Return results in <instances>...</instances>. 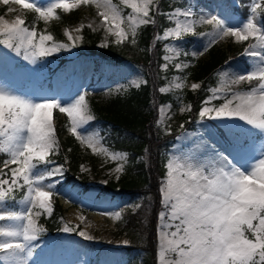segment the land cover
Returning a JSON list of instances; mask_svg holds the SVG:
<instances>
[{
    "label": "snow or ice",
    "instance_id": "6c2138e0",
    "mask_svg": "<svg viewBox=\"0 0 264 264\" xmlns=\"http://www.w3.org/2000/svg\"><path fill=\"white\" fill-rule=\"evenodd\" d=\"M0 2L22 5L45 21L59 19L57 9L69 12L81 4L95 3L103 9L99 15L106 33L115 36L117 46L125 41L136 44V29L140 25H157L158 17L163 16L174 26L165 27L163 34H157L155 39L167 41L171 38L176 45H163L165 54L161 57L164 61L161 67L164 70L169 67L167 52L170 49L177 57L187 55L180 44L185 36L197 34L198 24H214V32L200 33L211 36L209 44L227 36L235 37L237 41L252 38L255 43L249 44L242 53L252 59V68L234 73L226 62L218 73L220 86L209 88L210 96L203 103L207 105L218 99L224 102L215 108L202 106L199 117H236L264 133V19L258 18L257 14L258 9H264V0H252L248 5L251 14L238 27H230L221 16L199 14L192 7L178 6L172 11H164L159 0H120V4L113 0H56L46 7H41L35 0L31 3L27 0ZM121 5L131 11L125 14ZM8 11L14 9L8 8ZM25 25L26 21L19 15L12 21L0 16L2 42L17 54L23 49L24 59L31 64H37L54 52L69 49L68 44L56 42L52 34L38 33L35 25ZM66 35L75 47L72 34ZM100 46L107 47L108 44L104 42ZM173 66L180 70L186 65L181 62ZM176 79L183 81L184 78ZM241 83L249 85L247 90L236 87ZM131 84L137 88L141 86L136 81ZM182 86V83L175 84L177 89ZM191 87L199 89L200 84ZM159 91L163 93L166 89L161 87ZM41 99L39 102L0 87V137H3L0 153L7 156L0 161V261L3 264H36L34 254L37 249L43 250L36 242L45 229L38 225L37 218L52 213V197L66 171L64 164H57L52 159L59 151L53 109L67 114L68 130L81 144H86L93 152L108 151L98 147V136L89 133L85 127L95 119L85 95H79L67 105L57 99ZM164 107L159 108L161 114ZM180 110L184 111V108ZM213 112L215 117H212ZM156 126L166 135L171 134L168 125L159 118ZM180 127L181 134L177 139L193 136L183 125ZM254 151L247 168L237 166L239 161L232 152L226 155L203 139L192 141L182 156L166 158L157 188L160 210L154 231L156 264H264V142ZM127 155L112 153V159L124 160ZM122 169L123 164L116 171ZM15 204L20 205L19 210L13 206ZM131 207L135 210L141 205ZM114 215L121 218L119 212ZM77 227L65 224L61 230L71 233L76 232ZM78 235L88 241L96 239L86 231H79ZM80 264L86 262L82 260Z\"/></svg>",
    "mask_w": 264,
    "mask_h": 264
},
{
    "label": "rangeland",
    "instance_id": "374dc122",
    "mask_svg": "<svg viewBox=\"0 0 264 264\" xmlns=\"http://www.w3.org/2000/svg\"><path fill=\"white\" fill-rule=\"evenodd\" d=\"M27 2L31 3L33 0H27ZM35 2L41 7H46L50 3H55L56 0H35ZM69 2H72V0H69ZM238 2L239 0H187L183 7H192L197 13L206 16H221L230 27H238L247 19L240 18L227 7L228 4L234 5ZM256 2H259V0H256ZM113 3L120 4V0H113ZM121 7L123 9L122 5ZM8 8H12L14 11L9 12ZM102 10L103 9L98 8L95 3H89L86 5L81 4L69 12H66L68 14L76 13L78 18L74 21L60 24L62 39L57 38L52 29L53 26L59 24V19L51 18L47 21L44 20L43 29L38 33L52 34L56 42L68 44L69 49H62L60 52H54L52 55L42 58L37 64H31L28 60L24 59L23 49H21L20 54H17L12 48L7 47L2 42L4 37L0 36V87L14 91L18 95L38 100L39 102H42L41 98L57 99L63 105L72 103L79 95H85L88 108L95 117L93 111L94 102H105L111 96L128 89L129 86H134L131 84L132 81H136L140 84L142 81H145L142 70L133 62L128 61L118 66L102 61L97 67L95 61L97 56H92L91 53L82 46L83 30L87 28L90 30L102 31L103 38L99 45L104 42H107V44L114 43L116 39L115 36L106 33L103 18L99 15ZM123 11L127 14L131 10L123 9ZM33 12V10L25 9L22 5L14 2L9 5H4L0 2V16H4V18L9 21L14 20L17 15L25 20L26 15ZM258 18L262 19V16L258 14ZM141 26L143 25H140L136 29L137 33ZM172 26H174V24L171 23L168 27ZM126 31L131 32V29L126 28ZM214 31V24H198L196 27L197 34L185 36L183 42L180 44L183 52L187 53V55L182 54L177 57L173 54L171 49L167 52L170 57L167 61L169 64L168 69H162L161 65L164 63L163 60L160 65L161 73L165 79L164 84L160 86V88L164 87L166 89L163 93L181 94L184 89L196 90L193 89L191 85L200 84V82L190 75L188 69L190 65H195L194 60L207 59L212 48L216 47L221 49L231 46L236 51L248 47H243L245 41H237L236 38L232 36L224 37L223 39L217 40L215 43L209 44L211 36L200 35V33L206 34ZM69 32L74 37L75 47H72L73 41L68 40L66 33ZM159 34L162 35L163 32ZM38 39L39 37H37V40ZM189 42L192 43H190V46L188 44ZM163 43L172 44L173 47L176 46L173 44L171 38L167 41H163ZM252 43H255V41H251V44ZM46 44L50 46L51 42H46ZM164 54L165 52L163 49V55ZM241 55L237 56L231 54L226 60L234 73L249 70L253 66L252 59L246 55H244L246 60L241 59ZM181 62L186 65L183 69L178 70L173 66L175 63ZM226 62L218 70L217 75L219 71L225 67ZM16 65L28 67L30 78L23 81L24 85H20L13 75ZM21 71L26 72L24 69ZM94 77L97 78L96 83L93 82ZM177 77H183L184 79L180 81L176 79ZM176 83H182L183 86L177 89L175 87ZM218 86H220L219 77L217 83L212 87ZM236 87L247 90L249 86L247 83H241ZM209 96L206 99H208ZM223 102L222 99L212 100L209 104H203V106L215 108ZM162 105L165 107L161 114L159 108ZM181 108H184V111H181ZM190 108V103L184 98H179L176 106L171 102H165L158 106L157 119L159 118L163 124L168 125L172 134H176L173 143L167 150V158L182 156L187 152L192 141L203 139L210 144H214L217 150L225 152L226 155L229 151L232 152L233 155L236 156L237 161H239L237 166L247 168L251 162V157L255 155L254 150L264 142V133H260L259 130L247 125L243 121H239L236 117H205L201 119L198 116L195 121L194 129L186 128L184 126V117L190 111ZM56 116L67 126V134L74 136V134L68 130L70 121L67 114L60 113L58 108L53 109L54 130L57 124ZM212 117H215L214 112L212 113ZM181 125H183L184 129L188 132L193 133V136L177 139L181 134ZM85 127L88 129L89 133L98 136V147L107 148L108 151L99 153L93 152L86 144H81L77 140L81 152L78 176L72 182L68 183L65 182L64 176L62 183L56 186V194L52 197L51 201L52 212L54 211L56 199L59 200L64 209L63 215L59 218L60 226L55 230H51L50 227L47 226L43 217L44 215L48 217L50 214H42L37 218L38 225L43 226L45 233L42 235L41 239L36 242L41 244L43 249L42 251L41 249H37L36 254H34L33 260L36 264H80L82 260L85 261L86 264H107L106 262H109V264H126V255L128 247H130V234L128 231L122 230V219L126 212L133 210L131 206L139 204V202L128 194L105 191L104 189L109 181L117 180L122 175L125 164L128 162V155L124 160L119 158L115 160L112 159V153L120 154L127 152L114 149L112 146L108 145L104 135V126L96 117L85 125ZM2 140L3 137H0V141ZM55 155H57V153ZM55 155L52 159H54L57 164H63L58 161ZM233 162L236 163V161ZM122 164L123 169L117 172L116 169ZM13 206L17 210L20 208L18 204ZM74 207H77L82 213L80 215V220L76 222L69 221L70 213L72 211L74 212ZM156 208L155 219L153 221L154 225L156 222V215L160 210L159 202ZM117 212L121 214L120 219H117L114 215V213ZM105 213L112 215H105ZM81 217H83V219H81ZM65 224L73 227L78 225L76 232H63L61 229ZM91 226L94 230L96 229L95 233L92 231V228H90ZM79 231H86L99 241L112 240L115 247H90L84 242V239L78 235ZM144 237L147 238L146 235H144ZM72 239L75 241L72 243V247H69ZM47 241H49V243ZM92 241L98 242L95 239ZM124 241H128V243L125 244ZM46 243L52 246L45 247ZM71 248L72 252L64 253ZM105 250H111L112 255L109 254L110 251ZM0 264H3V262L0 261Z\"/></svg>",
    "mask_w": 264,
    "mask_h": 264
},
{
    "label": "trees",
    "instance_id": "16d2710c",
    "mask_svg": "<svg viewBox=\"0 0 264 264\" xmlns=\"http://www.w3.org/2000/svg\"><path fill=\"white\" fill-rule=\"evenodd\" d=\"M164 11H170L186 4L187 0H159ZM252 0H239L237 5L228 4L231 12L240 18L247 19L251 14L248 5ZM257 13L264 19V9ZM59 24L53 26L54 34L62 39L60 24L74 21L77 14H68L63 9H57ZM26 25H35L37 32L44 26V20L35 12L26 15ZM165 17H158L157 25H143L139 28L136 44L124 42L117 46L109 43L107 47L99 44L103 38L102 31L83 30L82 46L91 55H96V66L105 61L113 65H123L126 62L135 63L143 72L147 83H141L139 88L129 86L121 93L115 94L105 102H94L93 111L96 119L104 126V135L108 145L114 149L128 153V162L125 164L122 175L117 180L109 181L105 191H115L128 194L139 202L140 208L129 210L122 219V230L130 234V247L126 255V264H156V249L154 237V219L159 197L158 183L162 177L167 150L173 143L175 133L166 135L156 126L158 106L165 102L177 105L179 98L190 103V111L185 115L184 126L194 129L195 121L204 100L209 96L208 89L217 83L218 70L232 55H239L244 49L234 50L231 46L212 48L209 57L205 60H194L190 65V75L200 82L196 90L184 89L181 94L161 93L158 89L164 84L160 65L163 55V41H157L156 35L162 33L165 27L170 26ZM252 38L243 43L251 44ZM189 46L192 44H190ZM241 59H245L241 55ZM24 65H16L13 75L20 85L30 78L29 71ZM26 70L21 71V70ZM98 75V74H97ZM100 75V74H99ZM94 83L97 78L94 77ZM249 86V85H248ZM55 127L58 138L59 151L55 157L65 165V182H72L78 176L81 152L77 139L67 134V126L56 116ZM6 154L0 153V161L6 159ZM64 213L58 199L55 201L54 211L43 220L55 230L60 226V216ZM147 236V238L144 237ZM154 237V240H153ZM141 246V247H140Z\"/></svg>",
    "mask_w": 264,
    "mask_h": 264
},
{
    "label": "bare ground",
    "instance_id": "6f19581e",
    "mask_svg": "<svg viewBox=\"0 0 264 264\" xmlns=\"http://www.w3.org/2000/svg\"><path fill=\"white\" fill-rule=\"evenodd\" d=\"M74 212L72 211L70 214V217H69V221H79L80 220V215L82 214L79 209L77 207H74L73 208ZM90 228H92V231L95 233L96 232V229L94 230V228L91 226ZM97 240L98 242H93L92 240L91 241H88V240H84V242L86 244H88L90 247H98V248H114L115 247V244L112 240H105V241H99L98 239H95ZM75 240L72 239L70 241V246L69 247H72V243L74 242ZM49 243V241H47ZM75 244V243H74ZM85 244V245H86ZM87 245V246H88ZM52 245L48 244L47 243L45 244V247H51ZM105 251H110L109 254L112 255V251L111 250H105ZM114 251V250H113ZM69 252H72V248L69 249L68 251H65L64 253H69ZM105 255V254H104ZM107 264H109V262H106ZM111 263V262H110Z\"/></svg>",
    "mask_w": 264,
    "mask_h": 264
}]
</instances>
